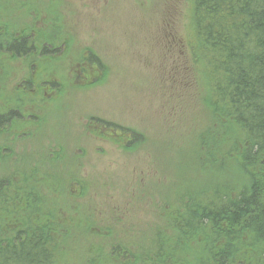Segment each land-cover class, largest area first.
<instances>
[{
  "label": "rangeland",
  "instance_id": "obj_1",
  "mask_svg": "<svg viewBox=\"0 0 264 264\" xmlns=\"http://www.w3.org/2000/svg\"><path fill=\"white\" fill-rule=\"evenodd\" d=\"M187 9V0H0L1 14L55 46L46 60L47 41L30 57L0 56V111L21 114L0 135V174L51 171L74 207L89 205L107 216L101 224L123 229L121 244L143 249L163 205L182 206L201 188L221 185L225 177L201 170L192 154L209 119L194 84L181 88L190 84L182 81L178 46ZM89 52L102 69L83 71ZM93 119L145 139L125 150ZM76 252L92 250L82 245Z\"/></svg>",
  "mask_w": 264,
  "mask_h": 264
},
{
  "label": "trees",
  "instance_id": "obj_2",
  "mask_svg": "<svg viewBox=\"0 0 264 264\" xmlns=\"http://www.w3.org/2000/svg\"><path fill=\"white\" fill-rule=\"evenodd\" d=\"M187 2L178 46L182 81L190 84L181 88L194 84L196 104L209 119L192 154L197 167L224 181L201 188L193 202L157 210L143 249L121 244L123 229L101 224L107 216L97 217L89 205L74 207L51 171L27 169L16 179L0 174V264H264V0ZM24 28L0 13V56H33L42 41L51 44L41 46L42 59L55 52L53 39L38 44ZM87 58L83 67H104L93 52ZM20 115L0 111V135ZM93 120L125 150L145 139L135 129ZM82 245L92 252H76Z\"/></svg>",
  "mask_w": 264,
  "mask_h": 264
},
{
  "label": "bare ground",
  "instance_id": "obj_3",
  "mask_svg": "<svg viewBox=\"0 0 264 264\" xmlns=\"http://www.w3.org/2000/svg\"><path fill=\"white\" fill-rule=\"evenodd\" d=\"M99 67V66H98Z\"/></svg>",
  "mask_w": 264,
  "mask_h": 264
}]
</instances>
